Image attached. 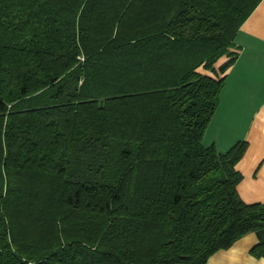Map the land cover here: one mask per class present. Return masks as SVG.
<instances>
[{"label":"trees","instance_id":"1","mask_svg":"<svg viewBox=\"0 0 264 264\" xmlns=\"http://www.w3.org/2000/svg\"><path fill=\"white\" fill-rule=\"evenodd\" d=\"M260 2L0 0V264L264 257L246 141L203 144Z\"/></svg>","mask_w":264,"mask_h":264},{"label":"crops","instance_id":"2","mask_svg":"<svg viewBox=\"0 0 264 264\" xmlns=\"http://www.w3.org/2000/svg\"><path fill=\"white\" fill-rule=\"evenodd\" d=\"M234 43L237 57L224 74L203 144L226 152L236 142L246 141V151L235 166L242 175L237 190L247 203L264 202V0L242 23ZM226 60L223 56L216 66ZM257 242L256 234L249 232L215 252L206 264H264V257L250 252Z\"/></svg>","mask_w":264,"mask_h":264}]
</instances>
